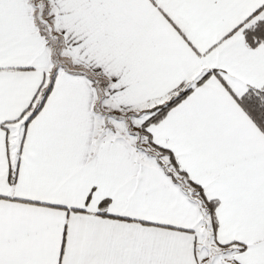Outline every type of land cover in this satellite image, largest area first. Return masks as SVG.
I'll return each instance as SVG.
<instances>
[{
	"label": "snow or ice",
	"instance_id": "obj_1",
	"mask_svg": "<svg viewBox=\"0 0 264 264\" xmlns=\"http://www.w3.org/2000/svg\"><path fill=\"white\" fill-rule=\"evenodd\" d=\"M0 264H264V0H0Z\"/></svg>",
	"mask_w": 264,
	"mask_h": 264
}]
</instances>
